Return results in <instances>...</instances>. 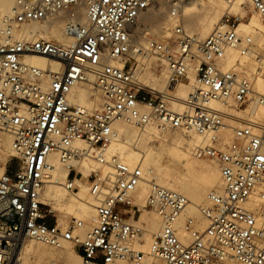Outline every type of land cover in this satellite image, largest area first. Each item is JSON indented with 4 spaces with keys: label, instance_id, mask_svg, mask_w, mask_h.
Here are the masks:
<instances>
[{
    "label": "built area",
    "instance_id": "obj_1",
    "mask_svg": "<svg viewBox=\"0 0 264 264\" xmlns=\"http://www.w3.org/2000/svg\"><path fill=\"white\" fill-rule=\"evenodd\" d=\"M155 1L14 0L2 17L0 133L11 137L10 159L15 164L7 162L0 173V264H21L20 243L27 239L50 246L69 242L80 264H222L226 260L264 264V122L238 120L226 143L220 134L233 116L211 106L213 101L233 109L264 103V95L254 91L252 78L238 64L225 70L219 65L226 49L242 56L254 53L252 38L238 31L245 18L224 16L200 39L182 27L180 18L185 4L200 0H166L174 22L169 36L161 41L147 39L144 47L132 50L131 28ZM245 1L262 19L264 45V0ZM79 8L85 12L84 24L77 19ZM63 10L66 44L14 37L23 26L48 22ZM132 53L163 61L164 91L154 92L140 83ZM28 55L42 56L61 68L50 71L26 65ZM192 70L194 83L182 110L175 111L169 102L175 99L177 87L190 84ZM87 75L94 77L101 98L92 111L67 99L70 89L86 81ZM258 76L264 80V65ZM119 120L130 121L137 129L154 125L201 137L193 155L216 164L223 186L220 193L209 192L206 204L198 207L206 221L204 229L195 228L194 218L185 215L189 201L182 194L152 181L145 208L156 213L161 227L152 235L148 252L132 246L143 232L133 194L144 175L138 165L106 157L116 135L112 125ZM76 140L84 142L87 150L73 147ZM51 155L69 170L61 184L67 191L75 189L73 165L88 158L96 162L97 168L86 178L88 195L94 200V224L83 236L82 221L72 219L66 227L58 226L55 211L41 200L53 169ZM255 198L258 205L248 207ZM181 233L186 237L181 238Z\"/></svg>",
    "mask_w": 264,
    "mask_h": 264
},
{
    "label": "bare ground",
    "instance_id": "obj_2",
    "mask_svg": "<svg viewBox=\"0 0 264 264\" xmlns=\"http://www.w3.org/2000/svg\"><path fill=\"white\" fill-rule=\"evenodd\" d=\"M13 3L14 0H0V26L2 17L10 12ZM245 3H247L245 0H235L230 3L226 0H200L197 3L185 4L180 9L181 25L189 33L197 30V34H192L200 39H204L212 32L215 26L219 24L224 15L229 16V14H238L240 18H244ZM162 6H160L158 10L143 16V27H140L141 25H139L135 28L134 26L131 28L130 38L132 50H135L138 47H144L147 39L161 41L169 36L174 22L169 18L167 12L163 10L164 8H162ZM247 7L252 11V14L247 20L239 21L238 31L240 34L252 38L255 44L254 53L242 56L235 49H226L224 52V58L219 65L225 70L238 64L243 73L252 78L254 91L264 95V80L258 76L260 66L264 65V45H261L260 43L262 19L249 4H247ZM148 9L146 10L149 11ZM143 13L140 14L138 18H142L141 15H143ZM64 14L65 10L59 12L48 22L27 24L23 26L21 31H15L14 37H23L25 39L42 38L57 44H66L69 40L64 33L63 20L61 19ZM77 19L81 24L86 22L83 8L78 9ZM194 27L195 29H193ZM145 31H147L150 36L146 35L144 33ZM144 35H146V38ZM159 36L160 39L157 38ZM133 54L134 53H132V55ZM134 55L137 57L139 63L142 61L147 62L151 56H154H143L138 53H135ZM154 57L158 59L161 67H163L159 75L142 73L139 69V65H136L137 67L134 69V72L137 79L142 85H144V87L151 89L154 92H162L166 88V70L163 61L156 56ZM24 63L29 66L50 71H59L61 68L57 62L39 55L25 56ZM109 63L121 66V63L118 61L111 60ZM245 71L252 74H246ZM188 77L190 84H182L177 87L174 92L175 99L169 102L170 107L175 111L182 110V101L190 92V85L194 83L193 70L190 71ZM93 83L94 77L92 75H87L86 81L74 85L67 95L69 103L88 111L98 108L101 98L95 90ZM211 106L223 110L225 113L233 116L232 119L226 121V127L229 126L230 129L235 122H238V120L264 122V103L255 102L249 104L246 108L248 112L245 115L247 119L241 118L243 116L241 114H232L229 106L222 105L219 102L213 101L211 102ZM228 123L232 125L230 126ZM112 127L116 135L112 142L107 146L106 157L109 158L111 156H116L119 160L129 166L138 165L142 169L144 175V181L138 185L133 194V203H135L138 208H142L139 215V222H143L144 225L146 223L147 226L149 225L147 230L148 233L145 234V225L141 234L143 241L140 237L139 240L132 243V246L134 247V244H136L137 246L134 247L135 249L145 253L148 252L152 235L161 227L160 219L156 213L153 210L149 211L150 209L147 211V208H145L147 197L150 192V183L152 181L162 187L182 194L189 201L185 209V215L188 213L189 216L194 218L195 228L200 230L204 229L206 227V221L200 215L198 207L204 202V204H206V196L209 192L214 191L220 193L223 186L219 172L216 168L201 160L191 161L187 157V153L182 150L185 149L188 151V148H190L189 152L195 159H198L193 155L192 150L195 145L201 143V137L194 133L185 134L177 130H159L154 125H148L142 129H137L128 120L116 121L113 123ZM226 127L224 129H226ZM153 134L158 139H171L172 146H170L166 152L171 158L177 160L182 165L183 174L181 176L174 175L169 169L164 168L157 163L160 152L149 146L148 143L149 138H151ZM182 137L186 138L185 142ZM222 140L224 141L223 138ZM73 147L80 150H87L85 143L82 141H74ZM0 151L4 152L0 153V173H2L8 162V157L14 155L11 149V137L5 133H0ZM49 161L52 163L53 169L50 171V181L45 184L41 190V200L49 203L53 210L72 213V219L82 221L84 226L81 230V235H84L94 224V200L88 195L86 178L93 169L97 168L96 162L88 158L82 164H74L73 168L76 172L74 178L75 189L73 191H67L61 184L67 179L69 170L60 164L56 155L49 156ZM219 187L220 190L218 191ZM257 205L258 200L255 198L247 206L252 208ZM56 224L63 228L67 226V224H59L57 221ZM180 237H186V234L181 233ZM25 241L26 240H23L20 243L19 258L21 264H23L22 253L25 261L29 264H33V261L36 259L54 260L56 257L63 256L69 251V246L63 244L69 242H62L59 246H50L34 241L38 243L34 246L33 244H25ZM69 244L73 249L72 244ZM76 257L78 259L79 255ZM64 264L76 263L73 260H67ZM115 264L125 263L117 262ZM222 264L233 263L226 260Z\"/></svg>",
    "mask_w": 264,
    "mask_h": 264
},
{
    "label": "rangeland",
    "instance_id": "obj_3",
    "mask_svg": "<svg viewBox=\"0 0 264 264\" xmlns=\"http://www.w3.org/2000/svg\"><path fill=\"white\" fill-rule=\"evenodd\" d=\"M162 2V4H161V2ZM164 2V3H163ZM160 3V4H159ZM162 6V8H164L163 10L165 11V12H167L166 11V0H156L155 2H154V4L152 5V7L150 8V9H148L149 11H144V13H143V15H141L142 16V18H138L137 19V21H136V24H134L133 26H134V28L135 27H137V26H139V25H141L140 27H143V25H142V23H143V16L145 15V14H150V13H152V12H154L155 10H158V8H160V6ZM159 6V7H158ZM244 11H245V16H244V18H245V20H247L248 19V17L252 14V11L250 10V9H248V7H247V3H245V8H244ZM228 15V14H227ZM225 16V15H224ZM223 16V17H224ZM229 16L230 17H237V18H240L239 17V15L238 14H229ZM222 17V18H223ZM193 29H195V27L193 28ZM197 30H194L192 33H194V34H197ZM146 35H149L150 36V34L147 32V31H145L144 32ZM146 35H144V37L146 38ZM157 38H159L160 39V36L159 37H157ZM133 59H134V69L139 65V69L141 70V72L142 73H149V74H153V75H159L160 74V72H161V69L163 68V67H161V64L159 63V61H158V59H156L154 56H151L150 57V59L147 61V62H141V63H139L138 62V59H137V57L133 54ZM136 61H137V63H136ZM140 61V60H139ZM132 62H133V60H132ZM137 65V66H136ZM245 73L246 74H249V75H251L252 73H250V72H247V71H245ZM144 86V85H143ZM100 103L101 102H99V105H100ZM246 108L247 107H242V108H240V109H232V108H230V112L232 113V114H234V115H236V114H241V115H243L241 118H243V119H247V117H245V115L247 114V112H248V110H246ZM230 123V122H229ZM228 123V125H232V124H229ZM233 125H235V123L233 124ZM232 125V126H233ZM220 136H221V138H223L224 139V142H226V143H228L230 140H231V137H232V130L230 129V127L228 126V127H226V129H224V130H222V132H221V134H220ZM182 139L184 140V142L186 141V138L185 137H182ZM148 143H149V146H151V147H153V148H155L157 151H159L160 153H159V155H158V161H157V163L159 164V165H161V166H163L164 168H167V169H169L170 171H171V173H173L174 175H178V176H181L182 174H183V168H182V165L177 161V160H174L173 158H171L170 156H169V154L166 152V150L170 147V146H172V141H171V139H165V138H163V139H158L157 137H155V135L153 134L152 135V137L151 138H149V140H148ZM189 150H190V148H188ZM184 152H186L187 153V157L191 160V161H203V162H205L206 164H209V165H211L212 167H214V168H216L217 170H218V168H217V166H216V164L213 162V161H211V160H209V159H195L193 156H192V154L189 152V150L188 151H186L185 149H182ZM0 153H4L3 151L1 152L0 151ZM10 157H12V156H10ZM10 157H8V159H7V161H8V163H9V165L11 166H13L15 163H14V160L13 159H10ZM86 184V183H85ZM220 190V187H219V189H218V191ZM205 199V198H204ZM204 199H203V201H204ZM202 201V202H203ZM44 202V201H43ZM201 202V203H202ZM205 203V202H204ZM203 203V204H204ZM135 204V203H134ZM203 204H201V205H203ZM142 208H139V213H141V210ZM145 209V208H144ZM147 211H148V208L146 209ZM55 211V218H56V220H57V222L59 223V224H68L69 223V221L70 220H72V213H68V212H60L59 210H54ZM149 211H151V210H149ZM187 215H189L188 213H187ZM136 216H137V214H136ZM55 218H51V219H53V221L55 220ZM143 223V222H142ZM145 225H146V227H145V234H147L148 233V226H147V224L145 223ZM144 224H143V230H144V226H145ZM81 236H83V235H81ZM141 239H142V236H141ZM142 241H143V239H142ZM25 244H33L34 246H36L38 243H36V242H32V241H30V240H26L25 241ZM63 244H67L68 246H69V251H67V253H65L63 256H60V257H56V259H54V260H48V259H36L35 261H33V264H64V262L65 261H67V260H73L76 264H79V262H80V259H79V257H78V259H77V257L76 256H78V254L76 253V251L74 250V249H72V247L70 246V244L69 243H63ZM135 246H137L136 244H134V247ZM24 252V251H23ZM22 260H23V264H29V263H27L26 261H25V259H24V255H23V253H22Z\"/></svg>",
    "mask_w": 264,
    "mask_h": 264
}]
</instances>
